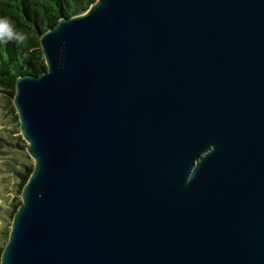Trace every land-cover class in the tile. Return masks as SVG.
<instances>
[{"label": "water", "instance_id": "water-1", "mask_svg": "<svg viewBox=\"0 0 264 264\" xmlns=\"http://www.w3.org/2000/svg\"><path fill=\"white\" fill-rule=\"evenodd\" d=\"M39 46L0 264H264V0H95Z\"/></svg>", "mask_w": 264, "mask_h": 264}, {"label": "trees", "instance_id": "trees-1", "mask_svg": "<svg viewBox=\"0 0 264 264\" xmlns=\"http://www.w3.org/2000/svg\"><path fill=\"white\" fill-rule=\"evenodd\" d=\"M95 0H0V17L8 18L13 25L25 32L29 39L24 46L14 42L0 43V96L13 111L12 96L15 91V80L19 75L32 74L38 76L45 70L46 64L39 46L40 35L49 27H53L60 17H70L84 12ZM14 117L18 118L16 113ZM21 137L18 140L21 141ZM12 143L0 135V159L7 172L12 174L14 186L21 195V189L26 182L33 165L28 164L20 155H12L7 151ZM20 203L10 200L8 212L12 219L13 213ZM8 231L0 229V255Z\"/></svg>", "mask_w": 264, "mask_h": 264}, {"label": "rangeland", "instance_id": "rangeland-1", "mask_svg": "<svg viewBox=\"0 0 264 264\" xmlns=\"http://www.w3.org/2000/svg\"><path fill=\"white\" fill-rule=\"evenodd\" d=\"M15 109V108H14ZM10 110L8 105L5 104L4 99L0 96V135L5 137L12 143V146L8 147L7 151L13 152L12 155H20L21 158L33 165V160L26 151V143L20 135L18 128V118L14 117L15 110ZM21 137V141L18 137ZM7 166H3V162L0 159V229H9L11 225V217L8 212L11 207L8 206L10 200L20 199V194L14 186V179L12 174L8 173Z\"/></svg>", "mask_w": 264, "mask_h": 264}, {"label": "clouds", "instance_id": "clouds-1", "mask_svg": "<svg viewBox=\"0 0 264 264\" xmlns=\"http://www.w3.org/2000/svg\"><path fill=\"white\" fill-rule=\"evenodd\" d=\"M28 39V35L18 30L8 18L0 17V43L14 42L18 46H24Z\"/></svg>", "mask_w": 264, "mask_h": 264}]
</instances>
